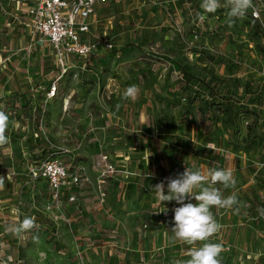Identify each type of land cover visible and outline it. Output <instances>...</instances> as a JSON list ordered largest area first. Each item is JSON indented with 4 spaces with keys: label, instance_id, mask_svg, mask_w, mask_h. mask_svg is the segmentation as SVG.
<instances>
[{
    "label": "rangeland",
    "instance_id": "obj_1",
    "mask_svg": "<svg viewBox=\"0 0 264 264\" xmlns=\"http://www.w3.org/2000/svg\"><path fill=\"white\" fill-rule=\"evenodd\" d=\"M37 1L0 0V111L9 116V143L0 145V264L189 258L193 246L171 241L180 205L162 204L152 189L163 181L167 192V178L186 167L231 170L235 186L216 187L245 203L239 213L212 209L222 228L210 242L223 245L221 264H264V0L231 25L224 0L212 14L201 0H107L90 38L113 49L69 56L64 66L26 27ZM131 85L134 102L122 98ZM14 92L20 101L5 103ZM48 157L82 171L61 201L29 176ZM26 215L33 229L5 231Z\"/></svg>",
    "mask_w": 264,
    "mask_h": 264
},
{
    "label": "clouds",
    "instance_id": "obj_2",
    "mask_svg": "<svg viewBox=\"0 0 264 264\" xmlns=\"http://www.w3.org/2000/svg\"><path fill=\"white\" fill-rule=\"evenodd\" d=\"M223 6L227 9V22L231 25L236 20L243 19L248 10L254 8V3L253 0H224ZM200 8L205 13H216L221 8V0H201ZM138 92L137 86L131 85L125 89L122 98L134 102ZM8 125L9 116L0 111V145L9 143V137L6 135ZM2 184L3 180L0 179V186ZM217 184L223 189L233 188V172L224 168H212L205 175L199 169L186 167L176 178H167V192L163 181L152 187L156 198L162 204L175 201L180 205L173 209L171 241L193 246L188 253L189 258L174 259L172 264H221L223 245L210 242L222 228L212 209H227L239 213L245 203L239 200L235 192L225 195L221 188L216 187ZM193 199L195 203L191 202ZM167 211L165 207L162 212L167 214ZM258 211L264 217V209ZM34 227L35 219L26 215L21 222L7 226L5 231L19 237ZM198 243L199 246H195Z\"/></svg>",
    "mask_w": 264,
    "mask_h": 264
},
{
    "label": "built area",
    "instance_id": "obj_3",
    "mask_svg": "<svg viewBox=\"0 0 264 264\" xmlns=\"http://www.w3.org/2000/svg\"><path fill=\"white\" fill-rule=\"evenodd\" d=\"M107 0H38L28 7L26 27L41 40L49 42L62 66L69 56L89 57L95 55L100 44L91 39V17L100 3ZM124 2L126 0H117ZM256 17L259 11H254ZM112 50L113 43L102 44ZM32 181L44 180L52 190V198L61 201L64 189L82 181L81 170L70 168L57 158L48 157L29 168ZM58 218V215L55 216Z\"/></svg>",
    "mask_w": 264,
    "mask_h": 264
},
{
    "label": "trees",
    "instance_id": "obj_4",
    "mask_svg": "<svg viewBox=\"0 0 264 264\" xmlns=\"http://www.w3.org/2000/svg\"><path fill=\"white\" fill-rule=\"evenodd\" d=\"M108 51H111V50H106V51H104L103 52V48L101 49H99L98 50V52L95 54V55H92V56H100L101 54H104V53H106V52H108ZM74 57H76V56H74ZM90 57V56H89ZM77 58H82V57H77ZM213 94H215L217 97H220V98H223L222 99V101H221V103H219V104H221L220 106L222 107L224 104L226 105V107H225V111L226 112H228V114H229V116H231L232 118H235V117H237L238 116V114H237V111H234V107H233V104L231 103V100H230V98H224V97H222L221 95H219V93H218V91H215V92H213ZM4 101H5V103H7V104H15V103H17V102H19L20 101V94H19V92H14V93H12L11 95H9L8 97H6V98H4L3 99ZM204 103H209L208 101H204ZM201 107H204V105H202ZM202 112H205L206 113V109H202ZM240 111H238V113H239ZM261 119L259 118V117H257V119L255 120V123H250L249 124V133H248V136L246 137V139L248 140L249 138H250V131L253 129V126L254 125H257L258 124V122L260 121ZM236 124V123H235ZM234 124V125H235ZM263 139V135H260V137H259V140H262ZM45 159V158H44ZM43 159V160H44Z\"/></svg>",
    "mask_w": 264,
    "mask_h": 264
},
{
    "label": "crops",
    "instance_id": "obj_5",
    "mask_svg": "<svg viewBox=\"0 0 264 264\" xmlns=\"http://www.w3.org/2000/svg\"><path fill=\"white\" fill-rule=\"evenodd\" d=\"M116 1H117V0H116ZM117 2H118V1H117ZM124 2H125V1H124ZM100 4H101V3H100ZM100 4H99V5H100ZM99 5H98V7H99ZM98 7H97V10H98ZM97 10H96V12H97ZM95 14H96V13H95ZM95 14H94V15H95ZM94 15H93V16H94ZM93 16L91 17V20H92V25H91V35L93 34ZM42 41H43V40H42ZM43 42H46V41H43ZM48 43H49V42H48ZM49 45L51 46L50 43H49ZM51 47H52V46H51ZM8 96H9V95H8Z\"/></svg>",
    "mask_w": 264,
    "mask_h": 264
}]
</instances>
